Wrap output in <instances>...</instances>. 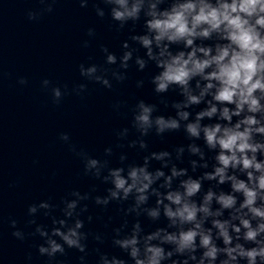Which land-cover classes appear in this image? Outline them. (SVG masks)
<instances>
[{
	"label": "clouds",
	"instance_id": "obj_1",
	"mask_svg": "<svg viewBox=\"0 0 264 264\" xmlns=\"http://www.w3.org/2000/svg\"><path fill=\"white\" fill-rule=\"evenodd\" d=\"M53 3L42 11L52 12ZM79 4L87 8L89 0ZM93 8L127 37L119 55L101 45L103 64L81 63L80 76L113 89L134 68L146 73L155 102H116L114 111L128 109V126L116 131L117 142L100 157L60 134L83 162V174L107 187L103 195H94L93 186L70 191L60 204L49 198L29 205L30 235L42 241L35 245L38 254L53 264L75 249L87 264L89 237L103 243L85 227L93 219L85 217L92 201L103 210L116 205L122 218L111 246L123 255L96 248V264H264V0H99ZM38 16L28 12L29 20ZM87 35L95 38V29ZM41 83L57 105L65 95L87 92L86 83L71 90L48 79ZM144 84L136 81L137 88ZM174 133L185 143L152 149L151 137ZM125 148L140 159H130ZM41 212L50 225L37 224ZM10 226L13 237L26 238L16 220Z\"/></svg>",
	"mask_w": 264,
	"mask_h": 264
}]
</instances>
